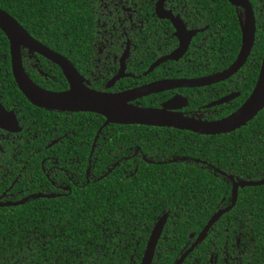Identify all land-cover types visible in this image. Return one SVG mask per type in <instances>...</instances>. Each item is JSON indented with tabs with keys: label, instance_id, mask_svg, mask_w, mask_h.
<instances>
[{
	"label": "flooded vegetation",
	"instance_id": "obj_1",
	"mask_svg": "<svg viewBox=\"0 0 264 264\" xmlns=\"http://www.w3.org/2000/svg\"><path fill=\"white\" fill-rule=\"evenodd\" d=\"M85 3L87 34L59 37V47L0 10L67 60L87 89L137 90L125 100L136 108L212 122L254 89L264 0ZM17 50L35 87L68 90L58 64L32 48ZM11 64L0 28V264H264V184L242 185L264 179V106L243 126L215 135L104 124L95 113L32 104ZM195 81L202 83L188 84ZM248 124L250 132L239 131ZM232 135L236 146L222 139L217 157L190 146ZM244 137L251 147H241Z\"/></svg>",
	"mask_w": 264,
	"mask_h": 264
},
{
	"label": "water",
	"instance_id": "obj_2",
	"mask_svg": "<svg viewBox=\"0 0 264 264\" xmlns=\"http://www.w3.org/2000/svg\"><path fill=\"white\" fill-rule=\"evenodd\" d=\"M0 28L8 36L11 46V69L15 83L24 97L34 105L56 108L65 111L91 112L105 118L104 124H143L147 126H171L178 130H186L197 134L215 135L231 132L243 126L264 106V50L259 66L257 80L250 96L233 113L223 119L212 122L194 121L179 115L165 112L163 109L136 108L126 104V97L130 93L112 95L92 91L82 86L72 66L64 58L59 57L51 50L34 41L25 31L5 12L0 10ZM246 32L243 40V55L248 50L252 41V26ZM18 46H26L34 49L44 57L54 61L65 75L69 88L60 93L46 92L35 87L24 75L19 64ZM244 57V56H243ZM242 57V58H243ZM237 59L234 67L239 66L243 59ZM220 77H212L209 81L218 80ZM206 82V81H205ZM201 81L189 82L199 84ZM103 124V125H104ZM264 184V179L259 182H243V186H255ZM214 215L205 226L208 228L216 219Z\"/></svg>",
	"mask_w": 264,
	"mask_h": 264
},
{
	"label": "trees",
	"instance_id": "obj_3",
	"mask_svg": "<svg viewBox=\"0 0 264 264\" xmlns=\"http://www.w3.org/2000/svg\"><path fill=\"white\" fill-rule=\"evenodd\" d=\"M0 7L13 15L24 27L32 28L34 35L48 36V44L50 46L57 47L60 44L59 37L69 38L87 34L88 23L85 15V0H1ZM67 42L68 44L73 43L70 40H67ZM258 119L264 124V115L261 116L260 114ZM250 130L251 124L239 129L245 134L250 132ZM244 138L246 143L241 147H251L248 143V137ZM222 139L223 142L226 141L224 147L230 148L236 146V142L239 141V137L234 135L217 136L211 144L194 143L190 146L207 150L210 157H217V152L215 151L222 147ZM211 163L218 164L219 161Z\"/></svg>",
	"mask_w": 264,
	"mask_h": 264
}]
</instances>
